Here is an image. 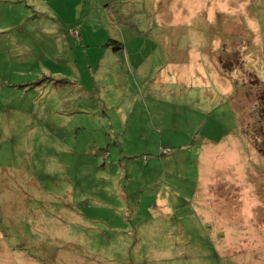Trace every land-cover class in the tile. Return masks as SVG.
Here are the masks:
<instances>
[{"label": "rangeland", "instance_id": "374dc122", "mask_svg": "<svg viewBox=\"0 0 264 264\" xmlns=\"http://www.w3.org/2000/svg\"><path fill=\"white\" fill-rule=\"evenodd\" d=\"M0 264H264V0H0Z\"/></svg>", "mask_w": 264, "mask_h": 264}, {"label": "crops", "instance_id": "0c3cea01", "mask_svg": "<svg viewBox=\"0 0 264 264\" xmlns=\"http://www.w3.org/2000/svg\"><path fill=\"white\" fill-rule=\"evenodd\" d=\"M243 263V261H241Z\"/></svg>", "mask_w": 264, "mask_h": 264}, {"label": "trees", "instance_id": "16d2710c", "mask_svg": "<svg viewBox=\"0 0 264 264\" xmlns=\"http://www.w3.org/2000/svg\"><path fill=\"white\" fill-rule=\"evenodd\" d=\"M263 127V126H262Z\"/></svg>", "mask_w": 264, "mask_h": 264}]
</instances>
